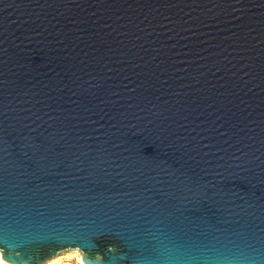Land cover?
<instances>
[{"label": "water", "instance_id": "obj_1", "mask_svg": "<svg viewBox=\"0 0 264 264\" xmlns=\"http://www.w3.org/2000/svg\"><path fill=\"white\" fill-rule=\"evenodd\" d=\"M264 264V0H0V252Z\"/></svg>", "mask_w": 264, "mask_h": 264}, {"label": "rangeland", "instance_id": "obj_2", "mask_svg": "<svg viewBox=\"0 0 264 264\" xmlns=\"http://www.w3.org/2000/svg\"><path fill=\"white\" fill-rule=\"evenodd\" d=\"M79 254L81 255V253L75 249L62 251L56 255L54 261L48 264H82L78 259Z\"/></svg>", "mask_w": 264, "mask_h": 264}, {"label": "bare ground", "instance_id": "obj_3", "mask_svg": "<svg viewBox=\"0 0 264 264\" xmlns=\"http://www.w3.org/2000/svg\"><path fill=\"white\" fill-rule=\"evenodd\" d=\"M55 257H56V256H55ZM55 257H52L51 259L47 260V261H46L45 263H43V264H48L49 262L54 261ZM78 259H79V261H80L82 264H84V263L81 261V255H80V254H79ZM0 264H11V263L5 261L4 259H2V257H1V252H0Z\"/></svg>", "mask_w": 264, "mask_h": 264}]
</instances>
